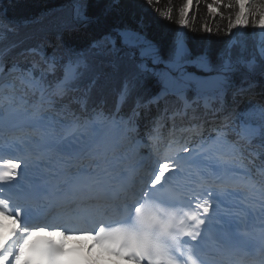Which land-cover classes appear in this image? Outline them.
Instances as JSON below:
<instances>
[{"label":"trees","instance_id":"obj_1","mask_svg":"<svg viewBox=\"0 0 264 264\" xmlns=\"http://www.w3.org/2000/svg\"><path fill=\"white\" fill-rule=\"evenodd\" d=\"M86 3L88 19L82 21L74 18L72 0H0V67L15 84L6 96L25 106L43 102L32 117L58 128L83 124L93 112L127 119L135 111L130 138H143L155 125H160L162 132L174 128L179 133V128L190 126L192 121L227 145H222L225 150L233 151L238 167L249 173L252 182L263 181L264 32L253 24V19H258L257 12L264 11V0H249V24L232 29L233 35L228 34V23L229 18L234 20L238 8L221 6L220 14H213L207 5L219 6L218 0H193L188 17L191 30H184L187 46L193 53H207L213 64L218 63V54L226 52L235 70L221 94L205 92L198 97L189 89L184 100L168 96L159 103L149 102L159 91L151 77L123 94L133 63L141 59L137 49L124 47L118 41V54L101 56L90 45L105 33L127 28L143 33L147 41L166 53L178 28L174 22L177 10L185 0H159L158 4L155 0L152 4L148 0ZM229 3L234 0H223L224 5ZM169 11L172 20L164 19ZM202 24L212 31H203ZM147 62L151 67V61ZM71 67L73 74L69 72ZM188 71L198 73L196 68ZM60 85L63 89L57 90ZM185 100L191 102L188 117L181 114ZM256 106L259 111L252 115L241 112Z\"/></svg>","mask_w":264,"mask_h":264},{"label":"snow or ice","instance_id":"obj_2","mask_svg":"<svg viewBox=\"0 0 264 264\" xmlns=\"http://www.w3.org/2000/svg\"><path fill=\"white\" fill-rule=\"evenodd\" d=\"M155 2L158 4L159 0ZM72 3L74 18L87 21L86 0H72ZM148 3L152 4L153 0ZM218 5L208 4L209 12L220 14L221 6L229 10L238 8L234 20L229 18V35H233L232 29L249 24L248 0H234L227 5L218 0ZM192 6L193 0H185L177 10L174 22L178 28L166 53L147 41L140 32L127 28L105 33L91 43L90 48L101 56L118 54L121 51L117 47L118 41L124 47L139 51L141 59L132 65L131 79L125 82L124 95L137 82L149 77L159 89L150 103H159L168 96L183 100L189 89L198 97L205 92L221 94L229 86L230 74L235 69L228 53L218 54V63L213 64L207 53H193L187 46L184 30H191L188 17ZM155 10L163 16L159 8ZM256 15L258 19L254 18L253 24L264 29V11ZM164 19L172 20L170 11ZM192 19H195L194 15ZM201 29L212 31L207 24H202ZM261 51L264 54V49ZM79 62L83 63L82 60ZM189 68L198 69V73L189 72ZM135 117V111L127 117L130 125ZM195 151L194 147L177 141L169 142L155 152L150 151L143 158L147 165L143 173L121 170L123 195L117 197L118 203L98 206L86 214H60L51 218L54 223L41 215L35 197L21 195L16 190L18 178L23 174L22 164L26 168L27 161L20 157H0V217L11 218L17 225L7 236L0 235V264H97L96 260L83 256L79 248L66 247L69 239L81 237L92 242L87 245L89 253L98 247L102 254L128 260L131 264H207L201 251L202 226H206L211 219L210 212L218 206L215 202L219 190L207 186L197 189L191 184L180 183L188 156ZM204 155L211 157V153ZM197 162L204 169L213 170L219 164L216 158L204 159L203 155L197 158ZM201 175L207 176L208 173L201 172ZM37 231L44 235L30 242V237Z\"/></svg>","mask_w":264,"mask_h":264},{"label":"rangeland","instance_id":"obj_3","mask_svg":"<svg viewBox=\"0 0 264 264\" xmlns=\"http://www.w3.org/2000/svg\"><path fill=\"white\" fill-rule=\"evenodd\" d=\"M263 31V29L261 28ZM150 61V60H148ZM70 74H73V67L69 69ZM3 77V73L0 71V79ZM8 80V79H6ZM11 81V80H8ZM7 82V81H6ZM7 83H5L6 85ZM9 84V83H8ZM63 88V85L59 87ZM8 104L2 106L0 104V126L4 127L8 123L18 122L20 125L32 124L36 128L38 127H46L42 128V132L40 134L39 139H35V136H28L25 140H20L21 144L26 147H32L33 149H37L40 147H46L48 143L56 142V145H64V144H72L74 142L80 143L87 138H90L107 122L109 116L104 114L92 113L93 119L86 120L82 125L74 124L71 127H66V129L55 130L54 127H47L43 125V123H36L31 119V113L37 109V107L41 106L42 103L38 102L35 105L24 106L22 102H19L17 106L12 104V97L9 98ZM259 106L253 107L251 109H245L244 113L248 112L249 115L254 114L259 111ZM243 113V114H244ZM39 120V119H37ZM44 121V120H41ZM38 129V128H37ZM219 137V136H218ZM220 138V137H219ZM171 139L170 141H173ZM203 145V146H202ZM222 145L227 146L225 144H220L215 139L204 140L203 143L198 145V148L201 149L199 152L192 154L194 157H200L203 155L204 158H216L219 161L218 168L220 172L227 173L230 172L232 174V184L239 183L243 185L242 193L247 196H242L241 199H252V202H260L264 205V180L261 182L260 180L251 182L248 174L246 172L239 171L233 164L235 160H230L228 157H231V152L226 151L222 148ZM205 153H211V157L204 155ZM187 155V154H186ZM43 162V158L41 160H37L36 163L41 165ZM236 169V170H234ZM223 194V193H222Z\"/></svg>","mask_w":264,"mask_h":264},{"label":"bare ground","instance_id":"obj_4","mask_svg":"<svg viewBox=\"0 0 264 264\" xmlns=\"http://www.w3.org/2000/svg\"><path fill=\"white\" fill-rule=\"evenodd\" d=\"M95 130L93 131L94 134ZM158 139H161V137L156 136ZM174 136H167V139H173ZM86 140V139H85ZM143 148L141 147L140 149H138L139 151H141ZM132 155L130 156V158L133 159ZM81 160H78L76 162V164H78ZM135 162H133L134 164ZM129 164L133 165L132 163L129 162ZM219 198L226 200L227 204L229 205L228 211L231 213V218L235 221H243L246 218L252 217L253 211L254 209L252 207H248L245 206L240 200H239V196L237 197L236 194H224L222 196L219 195ZM259 214H264L263 213H259ZM226 217V215H225ZM254 219V217L252 219H250L249 221H252ZM81 239V238H78ZM80 241V240H79ZM87 243V240L83 241ZM93 252H95L98 256H100L101 258H108L109 256L105 253H101V250L98 248H93L92 249Z\"/></svg>","mask_w":264,"mask_h":264},{"label":"water","instance_id":"obj_5","mask_svg":"<svg viewBox=\"0 0 264 264\" xmlns=\"http://www.w3.org/2000/svg\"><path fill=\"white\" fill-rule=\"evenodd\" d=\"M142 34V33H141ZM144 36V34H142Z\"/></svg>","mask_w":264,"mask_h":264}]
</instances>
